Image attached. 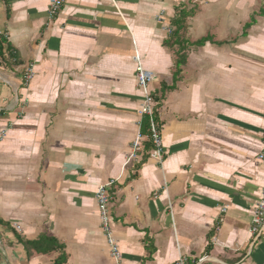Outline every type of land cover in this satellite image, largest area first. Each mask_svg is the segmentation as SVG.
Returning <instances> with one entry per match:
<instances>
[{
  "label": "crops",
  "instance_id": "obj_1",
  "mask_svg": "<svg viewBox=\"0 0 264 264\" xmlns=\"http://www.w3.org/2000/svg\"><path fill=\"white\" fill-rule=\"evenodd\" d=\"M180 8L192 13L184 42L212 40L188 45L174 82L164 28ZM47 9L0 0L15 56L0 59V264H54L58 252L28 255L19 241L42 235L65 247L66 264H264V234L250 233L264 186V0H65L52 21ZM136 54L155 77L163 150L137 169L125 163L142 119ZM111 180L120 262L95 200Z\"/></svg>",
  "mask_w": 264,
  "mask_h": 264
},
{
  "label": "built area",
  "instance_id": "obj_2",
  "mask_svg": "<svg viewBox=\"0 0 264 264\" xmlns=\"http://www.w3.org/2000/svg\"><path fill=\"white\" fill-rule=\"evenodd\" d=\"M65 0H48L47 15L50 21L54 20L59 13L62 11ZM162 21L161 18L158 19ZM167 34H171L172 28L170 25H166L164 28ZM136 63L135 68V82L137 88L143 94V103L140 108L139 115L142 117H147L149 119V136H142L140 133L137 135L135 141L131 146V153L127 155L125 163L127 165H137L140 164L144 151V143L146 141H151L153 150L151 155L156 158L159 162L162 161L163 150L161 141V127L155 121V113L157 103L152 97V92L150 90L151 84L155 82L154 75L147 71L141 64L139 56L136 54L134 57ZM34 66L29 64L22 77L23 86L27 87L34 77ZM6 136V129L0 130V142ZM264 139V134H263ZM257 160L264 170V144L261 152L257 156ZM115 181L111 180L105 184H101L96 193L95 200L97 204V210L100 218V228L102 234L106 240L107 247L111 257L116 261L120 262L122 259L121 251L117 240L113 234L112 218L110 215V206L112 203L111 189L114 186ZM223 213L226 209L222 210ZM250 233L253 236V241L259 240V238L264 234V186L261 189L260 198L256 203V206L251 215L250 221ZM215 262L208 256H202L196 260L190 261L186 256H180L174 264H214Z\"/></svg>",
  "mask_w": 264,
  "mask_h": 264
},
{
  "label": "trees",
  "instance_id": "obj_3",
  "mask_svg": "<svg viewBox=\"0 0 264 264\" xmlns=\"http://www.w3.org/2000/svg\"><path fill=\"white\" fill-rule=\"evenodd\" d=\"M191 12L186 11L184 9H177L175 18L171 20L170 26L172 27V32L168 36L167 40H165L164 45L167 48L174 49L175 47V56H176V62H175V68L176 71L174 73V82H176L178 75L181 71V66H183L186 63V57H187V50L188 45L189 46H196V47H202L205 45L206 42L212 40L210 37H205L197 42L186 44L184 40L180 36V32L183 29L185 20L191 16ZM253 24V20L249 24H246L245 27L249 28ZM14 59V53L11 50V47L7 44V41L0 36V59ZM174 86L167 87L165 85L161 86V93L164 94L167 90L173 89ZM152 97L154 101L159 102L160 98L157 97L152 93ZM157 109V107H156ZM155 121L161 127V122L158 118V112L155 113ZM140 134L142 136H149V119L147 117H142L141 124H140ZM144 150L145 154L140 162L136 167V169L143 165L148 157L151 155V152L153 150V146L151 141H146L144 143ZM136 177V174L134 173L131 176V179H134ZM4 222L0 220V224H3ZM19 241L23 244L25 249L27 250L28 255L32 254V251L36 252L37 254H49L52 252H58L59 255L55 259L54 264H66L67 262V254L65 253V247L55 239L51 237H47L45 235L40 236L35 241H23L19 238ZM145 242L147 243L148 240L145 239ZM147 251L150 252L151 249L149 246H147Z\"/></svg>",
  "mask_w": 264,
  "mask_h": 264
}]
</instances>
